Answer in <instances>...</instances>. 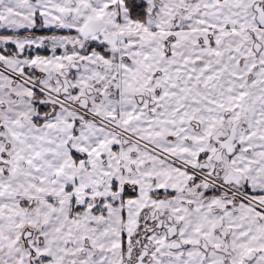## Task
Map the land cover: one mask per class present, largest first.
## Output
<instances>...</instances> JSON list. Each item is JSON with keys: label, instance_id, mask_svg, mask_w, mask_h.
Here are the masks:
<instances>
[{"label": "snow or ice", "instance_id": "snow-or-ice-1", "mask_svg": "<svg viewBox=\"0 0 264 264\" xmlns=\"http://www.w3.org/2000/svg\"><path fill=\"white\" fill-rule=\"evenodd\" d=\"M0 264H264V0H0Z\"/></svg>", "mask_w": 264, "mask_h": 264}]
</instances>
